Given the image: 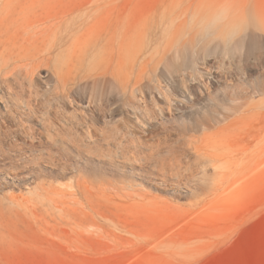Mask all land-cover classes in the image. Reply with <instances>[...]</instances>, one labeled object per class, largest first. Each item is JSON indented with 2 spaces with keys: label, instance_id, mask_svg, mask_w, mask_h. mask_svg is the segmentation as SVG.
Returning a JSON list of instances; mask_svg holds the SVG:
<instances>
[{
  "label": "rangeland",
  "instance_id": "374dc122",
  "mask_svg": "<svg viewBox=\"0 0 264 264\" xmlns=\"http://www.w3.org/2000/svg\"><path fill=\"white\" fill-rule=\"evenodd\" d=\"M189 1L198 15L193 7L180 29L162 33L164 15ZM217 1L36 3L38 13L95 21L93 31L120 16L122 63L133 80L149 65L148 100L121 95L100 110L84 96L37 107L0 88V264H264V0H248V20L263 28L251 55L208 36L221 21L204 11ZM145 23L158 42L145 38ZM33 33L42 47L47 35ZM190 35L195 52L175 56ZM67 47L60 70L80 55ZM51 77L43 67L41 89ZM216 99L225 102L214 110ZM212 109L220 122L204 129Z\"/></svg>",
  "mask_w": 264,
  "mask_h": 264
},
{
  "label": "bare ground",
  "instance_id": "6f19581e",
  "mask_svg": "<svg viewBox=\"0 0 264 264\" xmlns=\"http://www.w3.org/2000/svg\"><path fill=\"white\" fill-rule=\"evenodd\" d=\"M38 1L39 0H0L1 90L4 91L5 89L7 92H10L9 94L14 95L10 90L13 89L16 91V89H19L20 93L28 95L29 101L33 100L37 107L45 104L52 105L54 100L60 98L63 100L69 99L70 97L83 99L84 96H89L90 101L93 103L95 102V105L99 107L100 110H103L108 103H116L118 97L121 95L129 98V102H133V100L137 98V93L141 94L144 103H146L148 99L145 97L147 92L144 90L145 84H143V80L148 77L146 71L149 65L144 64L142 67L143 70H141L139 76L135 77L134 80L130 77L133 75V68L124 66L122 63L123 48L121 45L123 44L119 41V39H121L120 35L122 34V18H120V16L116 13L106 15L100 23V26L93 31L95 29H93V27L96 26V23L95 21L92 23L86 20V17H79L78 19L68 15L53 16L38 13L36 11V9H38L36 8V3ZM195 3L197 2L189 1L180 12L178 11L177 13V11H173L174 14L171 12L173 16L171 13H169L171 16H169V14L165 16L164 14L166 12L163 13L165 19L162 20L163 23L161 22V25L163 24L162 33L167 34V32H169L168 30L173 27H175L174 29L176 31L180 29L185 19H181V17H183V15L186 17L187 12L190 14L193 7L194 11L197 10L195 8L200 6L198 5L195 7ZM171 5L173 6L172 8H174L173 2ZM249 9L250 3L248 0H219L209 6L207 5L204 13H209L210 16L214 15V21H221V23L217 24L214 28L213 33H209L208 36L218 35L224 38L225 50L227 53L233 52L245 45L247 48V55H251L260 47L261 38L256 30H263V28L262 25L259 24V17L254 18V23L249 21L252 19L250 13H248ZM193 13H195V11ZM209 14L203 17L201 16V21L210 17ZM60 15L62 14L60 13ZM163 15L161 18H163ZM196 15H198L197 12L193 16L195 17ZM152 19H155V17ZM180 20H183L182 23ZM176 21L178 23L180 21V23L176 24ZM250 23H253V29L249 27ZM76 24H78V26H76ZM161 25L159 26L161 27ZM177 25L178 29L176 28ZM144 27L145 38L154 44L155 41L158 40V36L155 31L152 33L151 27H153V25L149 27V24L147 25L145 23ZM31 30H33L34 35H47L48 38L46 40L44 39L45 44L42 47H38L40 44L37 46L39 42L41 43L39 39L36 38V40H33L34 37L28 36ZM171 31L174 33V30ZM173 33L170 32V36ZM162 38L164 39V37ZM184 40L182 49H177L176 51L174 48L175 56H180L181 51H186L188 49L194 51L196 47L195 35H190ZM233 40L234 42L232 43ZM197 43H199V41H197ZM177 44L179 45L180 43ZM66 46H68V50L78 48L80 55L77 56L76 64L71 63L65 70H60L57 66L61 64L60 61H62L65 58V54H67L65 53L67 49H64ZM168 53H170V51ZM54 59H56L55 66L52 64ZM23 62L29 63L17 69L19 64ZM88 62H90V64L88 65L87 71L81 74ZM148 62L149 61H147V63ZM91 63L96 64L91 66ZM11 65H14L12 69H10ZM183 65H188L186 58H184ZM43 67L48 69L55 81L53 83V80L48 79L49 82L41 89L38 85L37 78ZM71 67H80V73L76 72L75 69L73 71ZM91 71H95L94 74L91 75ZM150 73L153 75L149 76L150 79L154 78V76L157 80L160 79V76L153 73V71ZM3 97L4 96H1V98ZM217 100L218 99H216V101ZM217 102L218 103L215 102L213 104L214 110L218 108L219 102L221 106L225 101L220 99ZM29 109L33 110L32 105L29 106ZM214 110L212 109V111L203 113L200 123L203 125L204 129L211 127V122L215 124L220 122L219 118L214 115ZM5 126H8V124ZM259 131L260 129H258L257 132ZM256 134L257 133H255V135Z\"/></svg>",
  "mask_w": 264,
  "mask_h": 264
}]
</instances>
